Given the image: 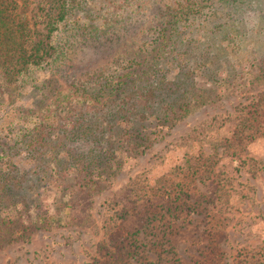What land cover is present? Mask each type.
<instances>
[{
    "label": "trees",
    "instance_id": "1",
    "mask_svg": "<svg viewBox=\"0 0 264 264\" xmlns=\"http://www.w3.org/2000/svg\"><path fill=\"white\" fill-rule=\"evenodd\" d=\"M83 1L47 0L37 40L26 16L11 13L14 2H0V110L19 124L0 136V249L83 224L104 180L161 130L220 98L223 73L231 86L243 82L240 64L225 54L238 47L236 24L253 0H97L103 7L81 23ZM256 65L264 76V57ZM27 86L37 105L14 107ZM252 108L240 121L249 140L260 123ZM49 188L58 195L46 214L29 197ZM106 256L105 264H123L129 250L107 248Z\"/></svg>",
    "mask_w": 264,
    "mask_h": 264
},
{
    "label": "rangeland",
    "instance_id": "2",
    "mask_svg": "<svg viewBox=\"0 0 264 264\" xmlns=\"http://www.w3.org/2000/svg\"><path fill=\"white\" fill-rule=\"evenodd\" d=\"M3 1L14 2L9 7L14 15L26 16L30 40L42 38L47 0ZM253 3L236 24L242 35L238 47L225 54L240 64L241 86L229 85L223 73L227 83L219 99L161 130L150 148L104 180L87 221L34 232L0 249V264H105L106 249L121 247L129 250L123 264H264V76L256 65L264 57V1ZM98 7L103 6L97 0L83 1L77 18L84 23ZM205 12L211 20L212 11ZM142 24L143 18L131 27ZM254 75L257 80L247 84ZM18 93L14 107L37 105L38 94L29 86ZM253 103L262 115L258 112L255 139L249 140L241 136L240 121ZM15 121L0 110V136L18 128ZM54 192L40 189L29 200L52 213Z\"/></svg>",
    "mask_w": 264,
    "mask_h": 264
}]
</instances>
